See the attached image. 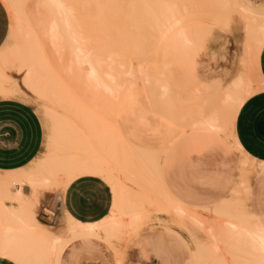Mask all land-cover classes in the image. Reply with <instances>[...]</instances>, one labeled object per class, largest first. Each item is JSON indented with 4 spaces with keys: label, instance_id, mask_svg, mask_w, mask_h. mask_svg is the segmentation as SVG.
<instances>
[{
    "label": "bare ground",
    "instance_id": "6f19581e",
    "mask_svg": "<svg viewBox=\"0 0 264 264\" xmlns=\"http://www.w3.org/2000/svg\"><path fill=\"white\" fill-rule=\"evenodd\" d=\"M118 1L0 0L1 4H7L12 10L10 31L15 32L17 39L16 42L7 44L0 49V99L20 100L27 98L34 100V102L35 100L40 101L42 102L44 115L51 123V134L46 140L45 151L41 157H36L26 166L16 170H0V259L6 260L11 264H59L63 251L76 240L83 238L94 240L105 238L106 240L112 235L117 236L116 234H120L126 229L136 228L139 222L142 223V220H144L142 216L144 207H151L153 198L151 195H153L156 198L153 200V204L154 201L158 203L157 197L160 196L166 202L165 204L163 202L164 205L172 206L177 218H184L183 220L189 221L193 229L196 227L195 230L198 228L205 231L213 240L210 241V245L213 247L211 248L214 250L213 254L216 253L215 251L219 249L222 242L229 241L226 244L230 245L233 242L236 245L239 243L243 247L245 246L247 248L246 251H249L247 256L251 254L255 259L252 256V259L248 257V259L254 261L253 264H264V227L256 221L253 214L236 212V209L234 213L230 214L229 212H224L225 209L222 211L224 207L234 204L233 199H226L212 208L216 215L221 216L223 213H225V216L229 215V220L226 217V220L222 218L223 221L219 222L217 216L218 221L214 220L215 222L213 221L212 224L203 221L201 216L199 217L194 211H191L192 208L190 211L187 210L185 204L173 198L167 191L162 180L161 165L158 159L160 152L163 154L165 149H151L132 144L122 135L115 120L107 118L108 106L105 105L107 100L110 98L114 99L113 111L115 113L117 101L122 96H128V90L137 78L141 84L152 87L151 90H147L150 98L155 96L158 100L159 96L162 102L165 100L163 98H166V96L168 98L169 93V84L166 77V80L164 79V71L153 69L155 73L153 74V70H149L151 72L149 73L148 69L150 67L147 69L142 62L137 64L139 66L136 65V68H132L130 63H124L125 58L127 59L125 57L126 54L124 53L125 56L123 53L120 55V48L122 49L123 47H115L116 49L118 48L119 53H117V50H113V47L109 44H105L106 47L105 45L102 46L103 44L99 41L95 42L97 46L93 47L91 44L92 37L87 36V27L82 23H86L87 19L95 15L90 14L91 11L88 12V9L91 10L89 6L87 8L88 11L80 9L79 6L83 7L85 4L89 5L88 3L92 2L98 7L97 13L100 14L103 10L101 8H109ZM134 1L143 3L142 6L145 5L142 15L152 22L156 35L165 38L174 34V37H178L184 42L188 41L185 29L178 28L181 14H185V11H188L185 4L188 0H131L132 3ZM213 1H217L223 14L236 12L244 20L261 18L262 23L261 25L259 24L258 30L261 40L258 45L260 49L263 48L264 3H262L263 6L258 5L257 8L251 2L242 0ZM130 6L132 5L129 3ZM135 8L139 10V8ZM133 10L135 9L133 8ZM133 10H129L130 19L136 18ZM121 15L123 14L121 13ZM124 17L122 18L124 19ZM242 22L244 23V21ZM100 23H102L101 20ZM138 24L140 25L141 23ZM259 25L257 24V26ZM146 26L148 25L146 24ZM151 26L150 28H152ZM84 29L86 30L84 31ZM98 32L101 31L99 30ZM129 36L134 39V41H131V43H134H130V51L139 50L141 47L138 41V33L131 31ZM108 45L111 48L108 49ZM100 47H103L101 49H106H99L97 53L95 50ZM249 48L251 47H248V50ZM111 49L115 53L113 58L117 56L116 58L118 59L108 56L109 52H112ZM250 50L247 51L246 48V54L250 53ZM254 50L256 51L255 47ZM99 52H101V56ZM247 56L250 55L248 54ZM111 58L115 60L113 61L114 63H111ZM119 59L120 64L118 63ZM244 64L245 62L242 65ZM255 64L257 65L258 62ZM6 67H12L15 70L16 77L14 76L15 74L12 77L9 71L7 73ZM242 74L244 73L242 72ZM233 79L230 83L232 89L225 90L226 92L223 93L224 97L222 99L224 105L228 103L230 106L227 107L231 110L230 113L228 112L229 110L227 111L228 115L225 112L227 115H225L226 119L230 121H235L236 114L245 101L243 100V97H245L243 95L250 92V86L247 84L248 79H244V77L236 79L233 77ZM152 105H155V103H152ZM155 108L154 110L156 111ZM201 108L199 107L200 110H197L200 114L202 113ZM168 110L165 112H168ZM177 114L176 116H178ZM194 115L196 117L193 116L192 119L195 117L194 120L196 121L192 125V129L194 126V128L198 127L199 130L218 131L220 133V130L224 127V122H220L222 123V128L219 126L218 123L222 119L219 118L220 120L218 121V115L215 114V111L208 113L206 116L200 115L198 118V114L195 111ZM171 118H175V115ZM182 124L184 127L186 126L184 121ZM222 130L221 132H223ZM235 142L234 144L240 150L241 147L237 140ZM260 165L262 166L263 164ZM92 173H99V175H93ZM85 176L100 179L110 189L112 195L111 208L103 220L97 223L85 224L73 220L67 213L63 212V216L56 226L57 233L52 232L49 227L38 221L36 218L38 209H42L49 200L57 201L60 196L62 198L63 192L73 181ZM129 185H132L137 190L132 189ZM11 187L16 188L11 190ZM24 188L29 190V194L23 192ZM45 190L49 193L45 192ZM147 203L151 204H148V207L144 206ZM157 203L154 204L155 207ZM159 203L162 204V201H159ZM240 203L239 206H242L243 203ZM172 208L170 209L172 210ZM220 216L219 218H221ZM111 239L113 240V238ZM196 248L197 253H201L204 250L202 245L196 246ZM234 249L236 248L234 247ZM192 252L195 256L194 250ZM239 254H241V249L237 255ZM202 257L206 256L202 254ZM119 259L116 264H123L124 262L121 263L123 260L119 261ZM236 262L238 261L236 260ZM248 263H250L249 260Z\"/></svg>",
    "mask_w": 264,
    "mask_h": 264
},
{
    "label": "rangeland",
    "instance_id": "374dc122",
    "mask_svg": "<svg viewBox=\"0 0 264 264\" xmlns=\"http://www.w3.org/2000/svg\"><path fill=\"white\" fill-rule=\"evenodd\" d=\"M242 1L251 2V4L255 5V7H257L258 5L263 6L262 3H264V0ZM118 2H116L109 8H101V10L103 9L101 12L102 15L101 13H97L98 7L95 6V4L92 2L88 3L89 5L85 4L83 7L79 6L80 9H84L86 11L89 10L88 12L91 11L90 14L95 15L92 18L87 19L86 23L82 24H85L87 27V36L93 38H91V44L93 45V47L96 45L97 41L103 44L102 46H104L105 44H109L113 47V50L118 46L123 47V51L120 48V55L123 53V55L125 56L126 54L125 57H127V59L125 57L124 58L127 61L125 62L124 60V63H130L132 65V68H136V65L142 62L143 65L147 67V69L150 67L148 69V72L149 70L152 71L153 69L159 70L161 72L164 71V79L166 77L169 84L168 98L166 96L167 99L163 98L165 100L162 102L160 101L159 96L158 100L155 96L149 98L151 100V103H155V105L153 106L156 107V111L158 109L157 113L162 114L170 121H178L177 123L180 124L182 129L185 131L183 139L177 146L172 149L167 148L164 150L163 154L162 152H160V154L158 155V159L162 167L164 181L166 182L169 191L174 197L180 200L181 195L186 194L187 199L190 202H184L187 206L185 208H187V210L189 211L192 208L191 211H194V213H196L199 217L201 216V219L208 224H212L214 220L216 221L217 216L219 222L221 220L223 221V219L229 217L227 213H234L235 209L236 212L256 214L260 216V219L264 221V177L260 176L261 174H264V162H257L252 158H249L242 149L239 150L238 147H236V144H234L236 139L234 135V121L226 119V116L231 111L227 107L230 106L228 103H225L224 105L222 102V99L224 97L223 93L228 91V89L230 88L232 89V87H230V83L234 80L233 77L235 79L243 77L244 79H248L249 83L246 80L245 81L250 86V92L248 94L245 93L243 95L245 97L242 96L243 100H246L248 96L250 97L255 92L264 88V81L259 73V56L262 49H260V46L258 45L259 41L261 40V35L258 30L262 23V19L258 17L257 20H252V18L244 20V18H241V16L236 12L223 14L220 11L217 1L188 0L187 2L189 3L185 2L188 11H185V14H181V16H183H180V24L178 28H183L187 31L186 36L192 44L186 49L182 50V48L177 47L172 43V37H174V34H172L171 36H166L165 38H161L155 34V29L152 22L148 21L146 17L142 15L145 10V5L142 6L143 3H137L136 1L132 3L131 0H119ZM129 3L132 6L129 7ZM2 6L7 13L9 19V27L6 38L3 44L0 46V49L7 44L17 41L15 32L10 31V25L12 23V10L7 4H2ZM88 6L91 8V10H87V8H89ZM132 7L135 10H133ZM135 7L139 8V10L143 8L144 9L141 10L140 13L139 10H136ZM130 8L135 11V21L133 18V20L129 18V10H131ZM121 13L123 15L120 16ZM229 15L231 16L229 17ZM122 17H124V19ZM100 20L102 23H100ZM242 21H244V23ZM138 23L141 24L139 25ZM146 24L148 26H146ZM257 24L260 25L257 26ZM150 26L152 28H150ZM99 27L103 28L100 29ZM85 30L86 29H84V31ZM99 30L101 32H98ZM131 31L134 33H138V41L141 47L139 50L130 51L129 49V47L131 46V41H134V39L129 36V32ZM106 32L108 36L106 35ZM256 44L258 48L256 47ZM110 46L107 48H111ZM248 47L252 48H249V50L251 49L250 53H248L250 56H247L248 54H246V48L247 51H249ZM254 47L256 51L254 50ZM101 48L103 47H100L95 51L97 52V50L99 51V49ZM105 49L106 48L101 50ZM113 50L111 49L112 52H109V57L112 56L113 58V55L115 54L113 53ZM116 50L117 53H119L118 48ZM134 52L135 54H133ZM99 53L101 56V52ZM254 53L255 55H253ZM245 55L248 58H246ZM116 57L114 58L118 59ZM112 58L110 61L111 63H114L113 61L115 60H112ZM129 59L130 61L128 62ZM185 59H188V61L191 62V66L189 68L187 67L185 69H182V63ZM244 59L246 60L244 61ZM119 61L120 59L118 60V63ZM244 62L245 64L242 65ZM257 62L258 64L256 65L255 63ZM251 63L252 65H250ZM6 71L7 73L9 71V74H11L12 77L15 74V70L12 67H6ZM152 72L154 74L155 70H153ZM242 72L244 74H242ZM14 76L16 77V74ZM136 80L139 81L138 78ZM145 86L146 84L143 85V87L148 91L152 88L149 86H146V88ZM114 88L116 87L114 86ZM18 101L29 104L41 121L43 128L42 146L41 151L37 156L41 157L45 151L46 140L51 134V123L44 115L42 102L36 100L34 102V100H30L27 98H23ZM156 101L159 102L156 103ZM162 104L163 106H161ZM105 105L108 106L107 118L113 120V106L115 105L114 99H108ZM199 107H202L201 114L199 113V111H197L200 110ZM165 109H169L170 111L168 110V112H165ZM193 111H196V114H198L197 118L200 115L206 116L208 115V113L215 111V114L218 115V121L222 119L218 123L220 127L222 125V123L220 122H224V127H221L223 129H221L223 132H221L220 130V133L216 131L217 134H215V131L211 132L204 131L202 129L199 130L198 127L194 128V126L192 129V125H194L196 121L194 120L196 115H194ZM227 111L229 113H227ZM225 112L227 113V115ZM203 113L205 114L203 115ZM173 114L175 115V118L172 119L171 117H174ZM176 114L178 116H176ZM193 116L195 117L192 119ZM183 121L186 123V126L188 125L187 127H184V125L182 124ZM189 156L195 157L194 162H191L190 160L186 162V158ZM202 157L205 158V162L203 165L202 163H200V161H196V158ZM260 164L263 165L261 166ZM249 179L252 192L250 191L249 187ZM178 181H186L188 182V185L183 183L177 185L176 182ZM258 183H260L261 185L258 186ZM129 186L132 189L137 190L132 185ZM15 188L16 187H11V190H14ZM185 188L187 189L185 190ZM23 192L25 194H29V190L27 188H24ZM45 192H47V190H45ZM151 196L153 197H151L152 204L147 203L144 205L148 207L151 204V207H144V214L142 215L144 220H142V223L139 222V224L137 225L138 228L136 227L131 230L126 229L120 232V234H116L117 236H110L111 238H113V240L108 237L106 240L111 239L109 240L111 242H105L106 240L104 238L101 240H97L90 245L81 246L76 244L67 249L61 264H74L75 261H78L79 264H116L118 262V258H120L119 261L123 260L121 262H124L123 264H156L157 261L153 259L154 257H161L162 264H247L248 260L250 263H254V261L251 260L252 255L249 254L250 256H247V254L249 253V251H246L247 248L245 246L243 247L239 243L238 245H236L233 242H230L231 244L229 245L226 244L229 243V241L225 243L222 242V244H220L219 246V249H217L215 251L216 253L213 254L214 250H212L213 247L210 245V241L213 240L205 231L198 228L197 230H195L196 227L193 229L192 226H190L189 221L183 220L184 218H177V215L174 213L172 206L169 207L167 204V206L164 205L166 202L160 196L157 197L158 203L156 202L157 205L155 207L154 204L156 203L154 201L153 204V200H155L156 198L153 195ZM220 198H228L231 200L233 199L234 204L231 206L228 205L222 210L224 211L225 209L224 212H227L226 214L228 216H225V213H223L221 216L214 214L212 207ZM234 199H238L239 202L238 200H235L238 203L235 202ZM240 200L243 201L241 202ZM159 201H162V204L164 202V204L162 205L161 203H159ZM239 203H243V205L239 206ZM6 204L9 205L8 202H6ZM170 208H172V210ZM168 210H171L170 213ZM147 211L149 214L147 213ZM44 213L48 214L49 210L44 211L41 208L38 209L36 218L39 222L49 227V230L57 233L58 231L56 230V226L59 216L55 215V220L52 222H48L44 219ZM173 214H175L176 216ZM219 216L221 218H219ZM200 245L203 246L204 250L201 249L202 252L200 251L201 253L198 252V254L196 251V246ZM234 247L236 249H234ZM239 248L241 249V254L237 255L238 252H240ZM205 249L208 250L206 251ZM193 250L195 252V256L192 252ZM244 251L246 252V254H244ZM202 254L206 257H202ZM208 256L209 258H212L209 259ZM228 256L230 257V259ZM248 257H250L251 259H248ZM190 258H192V260H195L196 262L190 260ZM216 260H219L218 263H216ZM236 260L238 262H236ZM242 261H244L245 263H242Z\"/></svg>",
    "mask_w": 264,
    "mask_h": 264
},
{
    "label": "crops",
    "instance_id": "0c3cea01",
    "mask_svg": "<svg viewBox=\"0 0 264 264\" xmlns=\"http://www.w3.org/2000/svg\"><path fill=\"white\" fill-rule=\"evenodd\" d=\"M8 27L9 19L0 3V46L6 38ZM186 32L185 30V35ZM172 41L182 50L192 44L191 41L184 42L178 37H172ZM190 66L191 62L185 59L182 69ZM259 73L264 81V46L259 56ZM114 120L122 135L139 147L158 150L172 149L181 142L185 135L180 124L168 120L154 110L147 90L138 80L132 83L128 96H122L117 101ZM234 135L235 141L237 140L249 158L264 162V88L248 97L239 108L234 121ZM42 137L41 121L29 104L18 100L0 99V170H16L29 164L41 151ZM186 159V162L188 160L194 162L195 157L189 156ZM196 161H200L203 165L205 158H196ZM161 176L167 191L173 198L183 204L190 202L186 194L181 195V200L171 194L164 181L162 167ZM260 176L264 177V174ZM182 183L188 185L186 181L176 182L177 185ZM260 185L258 183V186ZM249 187L251 191L250 179ZM60 198L57 201L49 200L42 208L44 211L49 210L48 214H43L48 222L54 221V216L57 215L59 224L65 212L75 221L85 224L97 223L108 215L112 203L109 187L100 179L91 176L73 181L63 192L61 200ZM226 199L228 198H220L214 205ZM253 216L264 227V221L260 219V216L256 214ZM95 241L97 240L83 238L72 242L61 254L59 264L67 249L76 244L90 245ZM153 259L157 261L156 264H162L161 257ZM0 264L11 263L0 259Z\"/></svg>",
    "mask_w": 264,
    "mask_h": 264
},
{
    "label": "snow or ice",
    "instance_id": "6c2138e0",
    "mask_svg": "<svg viewBox=\"0 0 264 264\" xmlns=\"http://www.w3.org/2000/svg\"><path fill=\"white\" fill-rule=\"evenodd\" d=\"M93 175H99V173H92ZM74 264H79L78 261H75Z\"/></svg>",
    "mask_w": 264,
    "mask_h": 264
}]
</instances>
